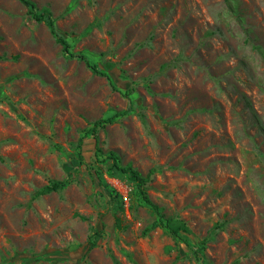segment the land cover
I'll list each match as a JSON object with an SVG mask.
<instances>
[{
	"label": "rangeland",
	"instance_id": "rangeland-1",
	"mask_svg": "<svg viewBox=\"0 0 264 264\" xmlns=\"http://www.w3.org/2000/svg\"><path fill=\"white\" fill-rule=\"evenodd\" d=\"M29 1L117 91L0 0V264H264V0Z\"/></svg>",
	"mask_w": 264,
	"mask_h": 264
},
{
	"label": "trees",
	"instance_id": "trees-1",
	"mask_svg": "<svg viewBox=\"0 0 264 264\" xmlns=\"http://www.w3.org/2000/svg\"><path fill=\"white\" fill-rule=\"evenodd\" d=\"M24 4H26L27 6H29L30 8V15L37 21V22H43L45 23L49 29H50V32L51 34L55 37L56 41L58 44H60L63 48V53L71 58V59H78V60H81V61H84L87 66L93 71L94 74L96 75H99V76H102V77H106L113 89L115 91H117V88L114 86L113 82L111 81V78L109 77V75L104 72L103 70H101L97 65H93L90 63L89 59L84 55V54H75L71 51V47H70V44L68 43V41L59 33L57 27H56V20L53 18V16L51 15L50 12L48 11H42V12H38L36 10V7L34 5L33 2L29 1V0H21ZM130 92H126L125 95H129ZM132 105H133V102H131L129 104V109H127L125 112H119V113H116L115 115L111 116L110 118H107V119H102V120H99L97 122H95L92 126V128L89 130V134L91 136H93V138L95 139L96 141V152L99 153L101 150L100 148L98 147V131L100 129H104L107 125H110V124H114L117 119L121 118V117H124L126 116L127 114L131 113L132 112ZM83 141H84V138H81V140L79 141L78 143V149H79V154H78V158L77 159H73L72 162H71V166H69L70 168H78L80 166V162L79 160L83 159V156H82V152H81V148H82V144H83ZM110 158L113 159L114 161V168L118 171V172H122L124 174H127L129 176V179L135 183H137L138 185V188L139 190L142 191V194L145 195V192L143 190V187L146 185V183H148L150 177L152 175H154L155 173V170H151L149 172V174L144 177L140 172H138L137 170L131 168V167H123L120 165V158L112 153ZM65 185V182L61 183V182H57V183H54L53 185L51 186H47L45 187L42 192L43 193H51V192H54V191H58L59 189H61L63 186ZM145 200L147 202V204H149L151 206V208L154 210V212L157 214L158 216V219L157 221L153 222L152 224V229H156V228H165V229H169L170 232L173 234V235H178V233L181 231L180 228L178 227H173V228H170V221H163L162 217H161V214H160V209L154 205L145 195ZM148 230L145 231V233H147ZM91 246H94V244H91ZM10 264H14V263H10Z\"/></svg>",
	"mask_w": 264,
	"mask_h": 264
}]
</instances>
